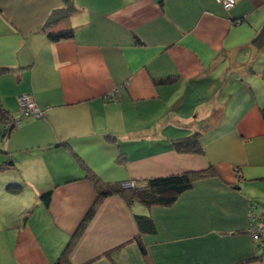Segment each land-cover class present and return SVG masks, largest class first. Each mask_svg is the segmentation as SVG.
I'll use <instances>...</instances> for the list:
<instances>
[{"label": "crops", "instance_id": "1", "mask_svg": "<svg viewBox=\"0 0 264 264\" xmlns=\"http://www.w3.org/2000/svg\"><path fill=\"white\" fill-rule=\"evenodd\" d=\"M73 3L46 26L64 0H0V104L20 120H0V264L56 263L96 200L87 170L151 193L152 178L210 166L169 205L104 199L70 264H264L250 229L251 215L264 228V0ZM29 93L42 117H23ZM197 131L204 154L175 150Z\"/></svg>", "mask_w": 264, "mask_h": 264}, {"label": "trees", "instance_id": "2", "mask_svg": "<svg viewBox=\"0 0 264 264\" xmlns=\"http://www.w3.org/2000/svg\"><path fill=\"white\" fill-rule=\"evenodd\" d=\"M65 6L55 9L50 16L48 17L46 26H51L57 24L58 22L68 18L73 11H75V5L73 0H64ZM74 30L66 29L59 32H50L48 34L49 38L53 41H58L66 38L73 37ZM252 44L257 49L264 48V25L260 30L257 31ZM10 68L0 66V74L8 71ZM262 114L264 116V109H262ZM0 120L4 121L7 126V133L14 129V126L9 127L10 123L13 122L14 118L5 110L0 104ZM111 138V136H108ZM203 132L197 131L191 133L185 137L175 139L173 141V146L176 151L180 153H193V154H204L205 149L203 146ZM3 163L0 165V170L5 167ZM217 173L214 166H210L207 169L192 171L183 174H171L168 176H162L157 178H152L149 180V187L152 190L151 193H143L142 190L137 186V183L133 187H124L122 184L114 185L107 184L101 180L95 173L90 170L86 172V178L91 180L97 189V197L94 201L90 211L84 218V221L79 226L77 232L72 236L70 241L64 247L60 257L55 264H70V254L78 242L80 236L86 229L89 222L94 218L98 208L103 203L104 199L107 197L119 194L125 198V200L130 204L135 200L142 201L148 205L159 203L164 205H169L173 203L178 195L184 190L190 188L193 183L201 178H206L213 176ZM8 189L13 192L21 191V185H9ZM51 194H45L44 199L49 200ZM136 222L139 227V230L142 233H153L156 231V226L154 219L150 215L136 214ZM260 237V236H258Z\"/></svg>", "mask_w": 264, "mask_h": 264}, {"label": "built area", "instance_id": "3", "mask_svg": "<svg viewBox=\"0 0 264 264\" xmlns=\"http://www.w3.org/2000/svg\"><path fill=\"white\" fill-rule=\"evenodd\" d=\"M218 3H220L226 10H230L236 5L237 0H216ZM117 92L112 91L108 94V99L109 100H115L117 98ZM19 102L21 105V109L23 112V117H35L39 118L42 117L44 112L42 108L39 106L37 101L35 100L34 96L32 94H23L19 97ZM20 120L19 119H14L12 123H10L9 127L14 126L16 127L19 124ZM124 187H133L136 185V182L134 181H128L124 182L122 184ZM255 215L250 216V226L251 230L254 233L256 237L264 236V228H255ZM262 234V235H259Z\"/></svg>", "mask_w": 264, "mask_h": 264}, {"label": "rangeland", "instance_id": "4", "mask_svg": "<svg viewBox=\"0 0 264 264\" xmlns=\"http://www.w3.org/2000/svg\"><path fill=\"white\" fill-rule=\"evenodd\" d=\"M135 182V181H134ZM137 183V182H136Z\"/></svg>", "mask_w": 264, "mask_h": 264}]
</instances>
